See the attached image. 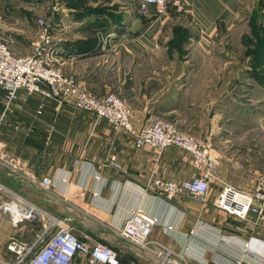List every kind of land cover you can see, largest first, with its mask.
I'll return each instance as SVG.
<instances>
[{"label": "crops", "instance_id": "obj_1", "mask_svg": "<svg viewBox=\"0 0 264 264\" xmlns=\"http://www.w3.org/2000/svg\"><path fill=\"white\" fill-rule=\"evenodd\" d=\"M140 1L0 0V40L28 55L45 15L62 49L57 65L80 88L119 94L137 127L164 118L212 146L219 166L207 198H168L151 187L154 178L199 175L184 150L138 147L105 118L40 93L20 90L6 108L0 86V203L20 195L68 224L93 217L95 238L124 264L159 262L155 245L142 250L113 233L137 207L157 218L150 239L178 264H264V212L241 219L213 203L225 184L251 192L264 173V46L244 38L243 0H183L152 18L139 13ZM44 177L53 180L48 191Z\"/></svg>", "mask_w": 264, "mask_h": 264}, {"label": "built area", "instance_id": "obj_2", "mask_svg": "<svg viewBox=\"0 0 264 264\" xmlns=\"http://www.w3.org/2000/svg\"><path fill=\"white\" fill-rule=\"evenodd\" d=\"M182 2L141 0L139 13L147 18L162 16L170 7H179ZM61 52V47L55 44L52 25L43 17L38 19L36 40L28 55H15L8 43L0 40V86L7 92L5 107L14 103L20 90L30 95L40 93L71 102L82 110L105 118L115 129L133 136L138 147L160 151L170 147L184 150L190 155L191 164L199 171V175L184 181L154 178L151 187L168 198L188 194L193 199L205 200L210 191V179L219 166L218 156L212 146L164 118H155L150 124L137 127L133 110L119 94L109 92L99 97L80 88L76 79L57 65ZM4 117L5 111L0 114V124ZM52 185L50 177H44L40 182V187L45 191L50 190ZM213 203L218 209L241 219H247L251 214L262 215L264 174L256 179L251 192L225 184ZM0 211L8 215L15 226L26 221L47 220L34 241L25 243L13 239L7 247L8 258L0 259V264H120L117 249L102 242L91 243L78 238L66 221L59 220L23 196L14 195L10 200L1 202ZM156 224L157 218L144 208L137 207L131 211L118 235L142 250L155 245L158 264H178V254L163 243L150 239ZM245 250L249 254L253 253L249 243H246Z\"/></svg>", "mask_w": 264, "mask_h": 264}, {"label": "rangeland", "instance_id": "obj_3", "mask_svg": "<svg viewBox=\"0 0 264 264\" xmlns=\"http://www.w3.org/2000/svg\"><path fill=\"white\" fill-rule=\"evenodd\" d=\"M41 6V5H39ZM243 6V14L244 19L248 20L246 21L245 28L247 32L244 35V38L248 41L258 43L261 46H264V0H257L255 2H252L248 4L245 0L242 1ZM40 8V7H39ZM44 11L39 9V13H43ZM43 18L45 15H42ZM256 41V42H255ZM250 45V44H249ZM257 46V45H256ZM252 48V46H250ZM12 49V48H11ZM254 50V51H253ZM250 49V51H247V55L249 57L258 58L257 54L259 52L257 49ZM248 57V56H247ZM260 58H264V49L260 52ZM244 91H246L248 94H252V88L246 84L243 87ZM261 106H264V103H261ZM259 107V105L255 106ZM263 138V137H262ZM263 146H262V153H263V170L264 172V138H263ZM262 173L261 175H263ZM256 181V180H255ZM11 198L6 197V201L10 200ZM48 212V211H47ZM49 213H52L49 211ZM0 217L6 218V220H9L8 215H5L0 211ZM58 218V217H57ZM4 221L6 222L4 227L0 228V259H6L8 258V244L13 240L17 239L19 241H23L25 243H29L34 241V239L37 237V234H40L43 229V223L45 221L38 219V220H32V221H26L18 226L13 225L10 221ZM61 221H65L63 219H60ZM68 224V222H65ZM69 227L71 231L78 237L81 238L87 242H99L98 239L95 238V234L93 232H97L99 234V231L101 230L99 227V223L97 220H95L93 217L86 216L85 219L82 221L74 220L69 221ZM105 228V227H104ZM103 229V227H102ZM104 230V229H103ZM115 235L120 237L116 232H113ZM126 250L121 251V256L125 255ZM123 258V257H121Z\"/></svg>", "mask_w": 264, "mask_h": 264}, {"label": "trees", "instance_id": "obj_4", "mask_svg": "<svg viewBox=\"0 0 264 264\" xmlns=\"http://www.w3.org/2000/svg\"><path fill=\"white\" fill-rule=\"evenodd\" d=\"M120 264H124V260L120 258Z\"/></svg>", "mask_w": 264, "mask_h": 264}]
</instances>
